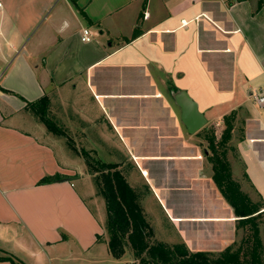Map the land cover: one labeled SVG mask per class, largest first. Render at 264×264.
<instances>
[{"label":"crops","instance_id":"1","mask_svg":"<svg viewBox=\"0 0 264 264\" xmlns=\"http://www.w3.org/2000/svg\"><path fill=\"white\" fill-rule=\"evenodd\" d=\"M75 2L0 0V250L20 264L129 263L108 252L105 203L80 151L117 166L156 241L233 249L244 227L213 181L206 137L229 126L231 176L264 204V108L251 97L264 90V4ZM180 92L205 121L193 134ZM44 95L76 151L25 110Z\"/></svg>","mask_w":264,"mask_h":264},{"label":"trees","instance_id":"2","mask_svg":"<svg viewBox=\"0 0 264 264\" xmlns=\"http://www.w3.org/2000/svg\"><path fill=\"white\" fill-rule=\"evenodd\" d=\"M256 1V10H259L264 0ZM71 2L76 6L75 0ZM81 14L83 15L82 12ZM49 107L50 100L44 95L34 102L27 103L25 110L42 123L48 132L67 138L65 131L50 118ZM215 139L213 133L206 137L213 181L236 216L241 219V226L249 227L252 234V241L245 248L242 246L236 249L227 248L217 257H213L208 251H189L183 244L167 245L156 241L153 230L143 215L139 195L130 188L122 173L117 170V166L101 163L85 151L79 152L88 173L94 175L97 194L105 203L107 248L114 259L122 258L128 250L133 259L138 261L137 264H264L258 226L264 204L252 203L231 178L230 165L225 157L226 151L222 149L230 140L229 126H226L217 143ZM67 144L71 150L76 151L69 138ZM62 179L61 175L55 174L42 178L37 185L52 184ZM0 262L20 264L11 256L0 257Z\"/></svg>","mask_w":264,"mask_h":264},{"label":"rangeland","instance_id":"3","mask_svg":"<svg viewBox=\"0 0 264 264\" xmlns=\"http://www.w3.org/2000/svg\"><path fill=\"white\" fill-rule=\"evenodd\" d=\"M50 118L52 119V117L50 116ZM53 120V119H52ZM54 121V120H53ZM55 122V121H54ZM55 124L56 125H58L56 122H55ZM59 126V125H58ZM61 129H63V128H61ZM64 130V129H63ZM209 135L210 134H212V133H208ZM220 140V137L218 138L217 137V139H215V142L217 143L218 141ZM230 141V140H229ZM229 141L223 146V150H225L226 151V155H225V157H226V160L229 162V165H230V170H231V163H232V160L235 158V155H234V152H232V150H231V148H230V145H229ZM207 143V142H206ZM231 178H232V180L235 182V180L233 179V177L231 176ZM258 226H259V239H260V241H261V243H263L264 242V219H260L259 221H258ZM241 238V239H240ZM156 240V239H155ZM252 241V234H251V232H250V229H249V227H244L243 229H242V234H241V236L239 237V239L237 240V242L233 245V249H236V248H238L239 246H242V247H246L250 242ZM263 241V242H262ZM177 245H179V244H177ZM262 251H263V254H262V256H263V261H264V245L262 244ZM126 253H127V255H125V256H127L128 258H127V260H128V264H137V262L138 261H135L134 259H132L133 261H132V263H131V259H130V257H129V251L127 250L126 251ZM211 253V252H210ZM220 253V252H219ZM219 253L217 252V253H211V255L213 256V257H217L218 255H219ZM132 255V254H131ZM2 256H9L8 254H6V253H4V252H2L1 250H0V257H2ZM10 257V256H9ZM133 258V257H132ZM130 260V261H129Z\"/></svg>","mask_w":264,"mask_h":264},{"label":"water","instance_id":"4","mask_svg":"<svg viewBox=\"0 0 264 264\" xmlns=\"http://www.w3.org/2000/svg\"><path fill=\"white\" fill-rule=\"evenodd\" d=\"M176 99L181 109V120L187 131L190 134L197 132L204 126L205 121L196 104L184 92H180Z\"/></svg>","mask_w":264,"mask_h":264},{"label":"built area","instance_id":"5","mask_svg":"<svg viewBox=\"0 0 264 264\" xmlns=\"http://www.w3.org/2000/svg\"><path fill=\"white\" fill-rule=\"evenodd\" d=\"M1 8V4H0ZM146 15V14H144ZM90 32L88 30H84L82 32L81 41L82 42H89L90 41ZM251 97L256 103V105L260 108H264V90H256L251 93Z\"/></svg>","mask_w":264,"mask_h":264}]
</instances>
